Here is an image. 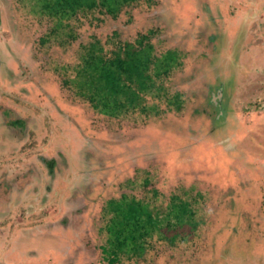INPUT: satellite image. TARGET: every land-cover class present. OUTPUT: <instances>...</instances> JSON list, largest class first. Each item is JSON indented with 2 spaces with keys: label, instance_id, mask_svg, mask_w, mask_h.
Returning <instances> with one entry per match:
<instances>
[{
  "label": "rangeland",
  "instance_id": "374dc122",
  "mask_svg": "<svg viewBox=\"0 0 264 264\" xmlns=\"http://www.w3.org/2000/svg\"><path fill=\"white\" fill-rule=\"evenodd\" d=\"M41 11L0 0V264H264V0L80 10L70 43ZM142 35L179 54L166 84L183 108L148 94L161 112H98L79 94L85 46L111 57ZM138 169L155 176L144 185ZM198 191L195 227L170 209ZM133 199L144 236L120 253L113 204Z\"/></svg>",
  "mask_w": 264,
  "mask_h": 264
},
{
  "label": "trees",
  "instance_id": "16d2710c",
  "mask_svg": "<svg viewBox=\"0 0 264 264\" xmlns=\"http://www.w3.org/2000/svg\"><path fill=\"white\" fill-rule=\"evenodd\" d=\"M136 1L138 0H37L41 5V12L49 11L57 17L51 34L60 33L69 43L77 37L73 26L66 21L71 14L78 13L80 10L93 13L100 8V11L103 12L105 9L113 18H117L124 7ZM41 40L46 41V37H42ZM85 48L87 50L86 69H82L77 74L82 87L79 94L89 100L98 112L111 117L120 116L124 112L131 113L138 108L146 114L154 109H157V113L161 112L157 104L145 106L148 94L158 100L164 98L167 104H173L177 111L183 108L182 93L176 92L171 95L170 87L166 84L174 67L180 64L177 51L168 50L161 56L155 54L156 47L150 41L149 35H142L136 43L125 42L111 57L106 55L107 52L98 40L87 44ZM69 80L68 78L65 81L69 82ZM54 162V166H49L51 172L56 160ZM153 173L149 169H138L139 175L137 176L141 175L144 185H147L155 176ZM152 190L155 194L158 192L155 187ZM191 191V189L186 190L189 194ZM202 196L198 191L192 202H189L183 197L174 195L171 198L172 208L170 210L180 212L192 220L194 217L196 227L204 221V218L201 217L195 222L196 213L192 209V203ZM113 206L120 214H123L117 230L127 231L124 238L117 235L113 241L117 248L115 251L121 253L126 250L124 245H127L130 238L134 241L132 244L137 247L135 240L144 236V231L140 228L142 227L141 219L138 218V214L144 208L142 202L135 201V199L126 202L124 206L119 204H113ZM146 214L150 219L152 218L151 212L146 211ZM178 223L182 222L178 221ZM175 237L174 234L169 239L174 241Z\"/></svg>",
  "mask_w": 264,
  "mask_h": 264
}]
</instances>
